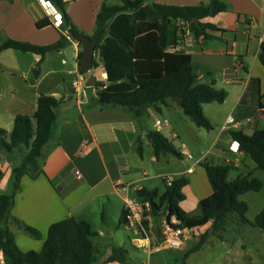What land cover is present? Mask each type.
Instances as JSON below:
<instances>
[{"label":"crops","instance_id":"crops-1","mask_svg":"<svg viewBox=\"0 0 264 264\" xmlns=\"http://www.w3.org/2000/svg\"><path fill=\"white\" fill-rule=\"evenodd\" d=\"M66 1L72 22L88 36L94 35L96 31L97 15L104 2L108 5L122 4L119 0ZM93 1L95 7L86 5ZM210 1L147 2L196 5ZM223 1L228 4V10L204 20L216 25L219 30L207 29L208 36L198 38L188 32L178 49H184L192 55L199 82L213 84L215 88L227 91L225 102L204 103L202 109L212 123L213 130L220 129L213 148L217 149L219 155L222 154L224 162H231L238 169L249 166L252 161L242 151L232 150L230 143L233 138L229 132L243 130L252 136H264V65L259 60V52L264 43V0ZM46 17V9L41 0H0V45L9 38L37 45L56 42L60 33L55 23L44 28L37 26V22ZM102 38L101 36V40ZM81 50L80 43L71 37L66 48L47 53L40 66H37L41 58L38 54L30 52L31 55H23L27 52L13 48L0 51V127L10 132L16 115H33L37 109L38 97L43 93L61 100L51 138L39 158L43 172L35 177L23 176L21 189L15 195L8 221L18 246L24 251H40L49 227L55 222L75 217L90 223V219H96L99 211L105 219L106 211L112 208H117L122 215L126 197H131L134 192L136 198H131L140 200L137 190L142 188L157 189L159 194H163L166 188L147 187L146 183L149 185L148 178L151 175L149 172L142 175L135 156L138 152L140 156H144L142 142L145 139L150 141L147 136L149 131H167L174 143V140L180 139L174 124L180 126V123L187 120L182 117L183 108L175 98H169L158 106L148 107L140 117L124 106L101 104L95 83L105 79L107 74L100 63L95 67L100 68V76L95 75L94 70L82 75L79 60ZM96 54L99 55V52L96 51ZM78 76H81L82 83L76 86L73 82ZM92 76L96 77V81L88 86ZM153 110L167 115L164 120L167 123L162 128L156 125V120L160 118L151 117ZM176 114L179 122L174 121L173 116ZM168 115H171L170 118ZM147 116L152 118L151 126ZM230 116L234 118L233 123H228ZM224 132L230 138L228 147L220 145ZM139 147L142 148L141 152ZM23 148L18 149L21 151L20 155L18 150L9 153L0 149V177L4 174V168L12 171L22 163L28 153L25 147L27 153L24 154ZM177 149L183 154L181 158L191 153L185 143ZM162 156L166 158V155L159 158L154 155L151 161L160 163ZM200 160L197 159L193 165L177 172L160 171L159 175L163 180L165 176L176 178L182 175L190 179L196 173ZM1 179L0 186L3 185ZM205 190L208 196L212 193L211 186ZM0 193L3 192L0 190ZM156 218L159 219L157 216L149 217V232L155 225ZM166 220L167 217L163 222ZM159 222L156 225L157 242H161ZM210 224L199 227L196 231L204 233L210 228ZM25 225L39 230L41 236L37 238L29 233ZM229 227L223 238L213 236L224 240ZM93 231L102 235V231ZM150 242H153L151 235ZM162 243L161 246L165 247L166 243ZM106 247L107 254L111 248L110 245Z\"/></svg>","mask_w":264,"mask_h":264},{"label":"trees","instance_id":"trees-1","mask_svg":"<svg viewBox=\"0 0 264 264\" xmlns=\"http://www.w3.org/2000/svg\"><path fill=\"white\" fill-rule=\"evenodd\" d=\"M50 1L63 15L59 40L52 44L37 45L9 38L0 45V51L13 48L38 54L41 58L37 66H40L47 53L68 46L71 42L70 30L82 33L67 11L68 1ZM119 1L122 4L103 3L97 15L96 31L92 36L87 35L93 38L104 31L96 50L100 53L102 67L107 74L105 79L95 83L99 102L124 106L140 117L148 107L158 106L169 98H175L180 101L184 114L193 118L198 127L213 129L202 109L203 104L223 103L228 93L224 89L215 88L213 84L199 82L192 55L184 49H178V46L185 40L188 32L198 38L208 36L207 29L219 30L216 25L204 20L228 10V4L223 0L196 5L149 3L148 0ZM50 24L52 21L48 18L37 22L39 28ZM80 45L81 63L83 43ZM259 60L264 65V43L259 52ZM60 104V99L43 93L38 97L37 109L33 115H16L10 132L0 127V149L9 153H14L21 147L28 149L22 163L13 169L12 191L0 193V249L4 251L8 264H95L108 248L105 251L99 248L94 241L98 233L92 230L89 222L75 217L53 223L40 251L22 250L8 226L15 195L21 189L23 176L35 177L43 172L39 158L51 138ZM229 133L233 140L239 142L240 151L256 163V169L264 170V136H252L243 130H231ZM147 136L157 158L168 154L179 158L183 156L161 131L151 130ZM139 151H142L141 147ZM199 164L206 168L212 193L199 201L197 214H191L181 205L186 198L184 188L190 184L186 175L172 178V184L166 183L163 194H159L157 189L137 190L141 201L151 203V216L167 217L170 223L175 219L176 227L190 229L211 223L210 228L199 237L198 243L188 251L187 257L200 250L210 235L223 238L232 216L237 215L241 223L251 224L264 231V209L251 221L247 217L250 206L241 198L250 191L259 192L263 188V182L254 175V171L231 179V171L237 169L231 162L211 164L207 160H200ZM125 222L126 210L120 217L119 225ZM144 224L149 228L150 221L145 219ZM25 229L37 238L41 236L39 230L29 225H25ZM107 260L132 264L128 261V250L118 245L111 246Z\"/></svg>","mask_w":264,"mask_h":264},{"label":"rangeland","instance_id":"rangeland-1","mask_svg":"<svg viewBox=\"0 0 264 264\" xmlns=\"http://www.w3.org/2000/svg\"><path fill=\"white\" fill-rule=\"evenodd\" d=\"M86 5L88 7L90 5H93V7L96 6L94 1L88 2ZM23 55H31V53L27 52V54ZM98 62L99 60H96L97 64ZM93 70L95 75L100 76V68H94ZM181 115L187 120L180 123V126L176 123L174 124L177 130L176 132L180 134V139L174 140V143L177 147L185 143V146H187V149L194 158L189 159L186 156L179 158L173 154H168L166 158L164 156L160 158V163L156 161L152 162L151 157L154 156L153 148L151 142L145 139L142 142L144 156H140L138 152L135 159L136 163L140 164L142 175L144 172H149L151 175L148 178L149 185L146 183L147 187L158 186L160 189L166 188V181L159 175V172L163 170L169 173L173 171L177 172L178 170L185 169L186 166L193 165L197 159H201L202 161L207 160L211 164L224 162L223 157H221L222 154L219 155L217 149L213 148V144L219 137L220 129L207 130L198 127L193 118L187 115L184 116V114ZM170 116L168 115L169 118ZM151 117H159L164 121L167 115L156 113L153 110ZM151 117L147 116V121L150 126L152 121ZM173 118L174 121L179 122L177 114ZM162 132L173 141L172 136L168 135L167 131L163 130ZM224 133L221 137L220 145L228 147L230 138L227 136V132ZM20 152L18 150V155H20ZM22 152L26 154L27 149L24 147ZM214 152L218 155H215ZM251 161L249 166L233 169L230 173V178L233 179L239 174H244L252 170L254 171V175L263 182L261 191H250L241 197L244 201L248 202L250 210L247 217L253 221L264 209V170L256 169V163L253 160ZM3 171L4 174L0 177L2 178L3 185L0 186V190L3 193H10L13 189L14 172L7 168H4ZM190 179L191 183L184 188L186 198L181 203L188 212L197 214L199 212V201L208 196L206 195L205 189H210V183L204 165L199 164L196 173L192 174ZM131 197L136 198L134 192L131 193ZM97 214L95 216L96 219H90V223L92 229L98 232L102 231V235L95 236L94 241L103 251L106 250L107 245H110V248L111 245L123 246L128 250V261L132 264H264V231L260 228L253 227L251 224H241L237 215L231 217L228 225L230 227L225 233L226 238L224 240H219V238L211 235L202 249L191 253L187 257L188 251L198 243L199 237L203 234L198 230V232L196 231L194 233L195 239H191L186 248L163 247L161 244H163L162 242L165 239V223L163 222L165 217L156 218L154 219L155 225H151V232H149V236L151 235L153 239V242H150V248L145 243L139 241L140 236L135 233L134 229L126 227L125 225H119L121 211L117 210V208L107 210L105 219L102 218L103 213L101 214L100 211ZM158 222L161 224L158 228L161 242L155 240L157 232L156 225ZM110 253L111 251H108L107 254L105 253L100 261L107 260L108 254Z\"/></svg>","mask_w":264,"mask_h":264},{"label":"built area","instance_id":"built-area-1","mask_svg":"<svg viewBox=\"0 0 264 264\" xmlns=\"http://www.w3.org/2000/svg\"><path fill=\"white\" fill-rule=\"evenodd\" d=\"M42 5L46 9L47 17L50 19L55 25L60 27L63 24V15L61 11L50 1V0H41ZM97 58V59H96ZM95 60H99V65L102 63L100 53L95 54ZM74 85L78 86L81 82V76H78L74 80ZM234 118L230 116L228 118V123H233ZM167 122L162 121L160 119L156 120V125L158 128H162ZM232 150L235 152L240 151V144L238 141L233 140L232 142ZM188 158H194L191 153L187 154ZM79 177L81 174L77 171ZM146 176V175H144ZM166 183L168 185L172 184V178L169 176L164 177ZM125 210H126V222L125 226L134 229L135 233L139 235V241L142 243H148L149 247L151 245L149 243V228L145 226V219H149L151 216V203L147 201L135 200L131 197H126L125 201ZM175 219L172 220V223L168 221V219L164 222V233L165 239L164 242L170 248H184L188 246V242L194 239V233L196 229H190L187 227H176ZM0 264H8L6 260L5 253L2 249H0ZM97 264H124L118 260H101Z\"/></svg>","mask_w":264,"mask_h":264},{"label":"water","instance_id":"water-1","mask_svg":"<svg viewBox=\"0 0 264 264\" xmlns=\"http://www.w3.org/2000/svg\"><path fill=\"white\" fill-rule=\"evenodd\" d=\"M69 33L73 39H75L79 43H83V59L80 65V72L82 75L88 74L96 67L95 54L104 31L99 32L93 38H90L87 35L75 30H70ZM95 81L96 77L92 76L88 82V86H92ZM165 247L168 246L166 245Z\"/></svg>","mask_w":264,"mask_h":264}]
</instances>
